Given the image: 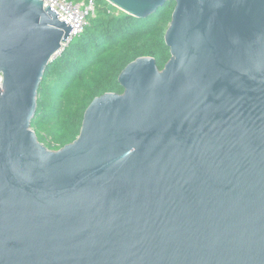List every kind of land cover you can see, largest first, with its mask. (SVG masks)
I'll return each instance as SVG.
<instances>
[{
	"label": "water",
	"instance_id": "obj_1",
	"mask_svg": "<svg viewBox=\"0 0 264 264\" xmlns=\"http://www.w3.org/2000/svg\"><path fill=\"white\" fill-rule=\"evenodd\" d=\"M59 15L0 0V264H264V0H175L164 67L128 63L51 150L31 120Z\"/></svg>",
	"mask_w": 264,
	"mask_h": 264
},
{
	"label": "trees",
	"instance_id": "obj_2",
	"mask_svg": "<svg viewBox=\"0 0 264 264\" xmlns=\"http://www.w3.org/2000/svg\"><path fill=\"white\" fill-rule=\"evenodd\" d=\"M175 0H167L146 17L127 14L106 0L75 37L46 66L31 128L48 149L58 150L79 134L90 102L104 93H122L118 76L138 57H153L159 69L170 58L164 35Z\"/></svg>",
	"mask_w": 264,
	"mask_h": 264
},
{
	"label": "built area",
	"instance_id": "obj_3",
	"mask_svg": "<svg viewBox=\"0 0 264 264\" xmlns=\"http://www.w3.org/2000/svg\"><path fill=\"white\" fill-rule=\"evenodd\" d=\"M51 5L60 13L58 18L61 21L66 19L74 25L68 39L62 42L61 49L56 52L54 57L60 55L61 51L83 31L87 19L95 12V0H44V7ZM0 76V84H1Z\"/></svg>",
	"mask_w": 264,
	"mask_h": 264
}]
</instances>
